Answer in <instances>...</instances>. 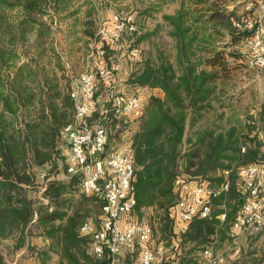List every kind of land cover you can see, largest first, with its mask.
<instances>
[{"label":"trees","instance_id":"obj_1","mask_svg":"<svg viewBox=\"0 0 264 264\" xmlns=\"http://www.w3.org/2000/svg\"><path fill=\"white\" fill-rule=\"evenodd\" d=\"M74 1L0 0V240H11L14 250H30L38 264H47L53 255L58 256L59 264L109 261L107 254L101 259L92 254L91 236L80 230L84 221L99 218L102 202L80 190L79 176L48 178L43 191L46 202L38 200L28 185L32 167H58L61 130L72 120L74 110L71 88L59 89L54 82L56 72L49 71L53 55L58 67L61 58L52 41H42L45 31L52 34L53 19L48 22L41 16L50 15L49 10L61 14ZM190 13L182 4L173 14L164 15L176 41V62L163 54L157 64L147 58L129 79L135 85L155 87L145 96L143 113L127 143L135 150V211L140 212L143 206L155 208L151 219L145 220L166 248H175V224L169 209L177 198L176 175L182 173L190 181L215 187L223 180V171L231 169L230 189L211 200L210 216L178 227L184 248L181 264H199V254L218 236L221 241L232 239L233 217L247 198L237 167L264 160V126L259 125L258 116L248 114L241 128L231 121L226 126L216 124L218 120L212 124L204 120L214 102L220 109L227 106L223 100L229 95L227 82L234 68L227 56L238 57L227 48L245 43L254 27L238 28L236 21L244 15L237 16L222 6L194 12L192 18ZM208 26L211 32L206 33ZM225 37L224 45L217 46L216 41ZM98 115L99 111L95 112L91 120L105 128L117 126L119 117L108 114L101 117L102 122L96 119ZM259 117L264 119L263 111ZM189 131L192 133L187 136ZM242 146H246L245 152ZM184 159L187 172H176L179 160ZM234 164L236 168H232ZM41 174L48 177L47 172ZM222 211L228 212L223 222L217 218ZM35 236L46 245L32 244ZM0 264H6L1 251Z\"/></svg>","mask_w":264,"mask_h":264},{"label":"built area","instance_id":"obj_2","mask_svg":"<svg viewBox=\"0 0 264 264\" xmlns=\"http://www.w3.org/2000/svg\"><path fill=\"white\" fill-rule=\"evenodd\" d=\"M254 5L250 2L247 9ZM264 9V3L260 2ZM238 28L254 27L245 40L251 62L264 68V25L253 16L236 21ZM137 28L132 12L112 13L108 20L100 22L83 70L78 74L70 95L74 101V116L61 130V136L69 142L67 172L80 177L81 190L97 196L102 202L101 216L97 223L86 220L81 232L93 240L92 251L98 258L107 254L108 264H169L173 256L163 243H157L153 225L138 219L135 178V150L130 143L119 148H108L107 129L91 120L95 112L101 116H128L139 118L143 113V101L149 94L147 86H139L133 93L117 92L111 96L109 107L99 106L98 80L111 84L120 71V63L109 54L108 48L120 47L129 58L139 57V50L123 43L126 34ZM246 146L241 147L245 152ZM242 188L247 198L235 212L232 232L264 235V160L244 164L238 168ZM231 169L223 171V180L215 187L205 182L190 181L178 173L174 179L177 198L169 209L175 226L188 224L195 218L210 216L211 200L230 189ZM227 211L217 215L221 221ZM131 253L129 261L125 254ZM209 264L220 261L212 248L203 251Z\"/></svg>","mask_w":264,"mask_h":264},{"label":"rangeland","instance_id":"obj_3","mask_svg":"<svg viewBox=\"0 0 264 264\" xmlns=\"http://www.w3.org/2000/svg\"><path fill=\"white\" fill-rule=\"evenodd\" d=\"M250 2H253L254 5L251 9H247V5ZM260 2L264 3V0H75L69 9L60 12L61 14H57L54 10H49L50 15L41 16L43 20L48 22H50L51 18L53 19L50 23L52 34L48 36V32L45 31L42 41L44 44L52 41L61 58L59 60L60 67H58L54 59L55 55H53L52 64L48 68L49 71L56 72L58 79H55L54 82H57L59 89L63 91L64 88H72L78 74L85 66L90 45L95 38L99 23L108 20L112 13H136L137 31L126 35L123 43H132L137 46L140 51L139 57L136 59L129 58L124 49L120 47L122 44L114 48H108V52H111L113 59L118 61L121 66L120 71L111 84H105L102 81L98 83L99 106L109 107L113 94L117 92L133 93L139 87V85L133 84L129 79L131 72L141 66L144 60L150 58L153 64H157V62L161 61L160 56L163 54L168 61L176 62V41L170 33L168 22L164 19L165 14H173L183 4L185 9L191 11L189 18H192L194 12H206L222 6L229 10H234L237 16L244 15V18L253 16L258 23L261 22L264 25V9L260 7ZM205 18L203 17L202 20H205ZM197 25H204V23H198ZM204 31L209 33L211 29L208 26ZM212 39L216 40L217 37L214 36ZM227 39L228 37H225L216 41L217 46L224 45ZM136 41L137 43H135ZM227 50H232L236 52V55L238 54V57L227 56L230 66H234L231 69L233 77L227 82L229 95L227 94L223 100L227 106L220 109L218 104L214 102L213 108L205 115L204 120L211 124L214 120H218L216 124L226 126L231 121L238 128H241L244 118L249 114L258 116L259 125L264 126V119L259 117L260 111L264 112V68L252 64L248 48L242 41L236 46L228 47ZM146 86L150 95L152 93L150 90H154L155 87ZM159 94L164 96L162 89H160ZM101 117V115H98L96 119L104 122L105 120ZM138 122V119L121 116L117 118L118 124L115 128L111 129L110 126H106L110 148L116 149L126 144L129 140L130 132L135 130ZM262 131L264 132V128ZM262 131L260 134H263ZM191 133L192 131H189L187 136H190ZM59 148L61 155L58 167L49 165L43 169L32 167L29 170L32 178L28 185L41 202L47 201L43 191L48 184V178H70L67 172L69 142L66 138H60ZM184 161L185 159L179 160L176 172H187L184 169ZM233 167L236 168L235 164L232 165ZM194 170L197 172L198 168H194ZM42 172H47L48 177L45 178L44 174H41ZM189 172L191 171L189 170ZM135 215L141 220L151 219L148 206H143L140 213L135 211ZM98 216H101V212ZM91 219L96 223L100 221L98 217ZM156 237L158 238L159 234ZM157 238L156 242L159 243L160 237ZM34 240V245L38 247L46 245L41 237L35 236ZM0 251L4 254L6 264H32L35 257L31 258L30 250L25 247L17 250L12 249L11 240H0ZM214 251L218 254L224 252L225 261L221 264H264V235H239L236 237L235 243H217ZM91 252L94 255L92 245ZM131 256V253H126V261H129ZM230 256L231 258L238 256V258L234 261V259H230ZM198 261L199 264L206 263L204 258H200ZM47 264H59L58 256L53 255V259Z\"/></svg>","mask_w":264,"mask_h":264},{"label":"crops","instance_id":"obj_4","mask_svg":"<svg viewBox=\"0 0 264 264\" xmlns=\"http://www.w3.org/2000/svg\"><path fill=\"white\" fill-rule=\"evenodd\" d=\"M136 128H137V126H135ZM148 210H149V212H150V214L151 213H153L154 212V210H155V208L154 207H148ZM140 213V212H139ZM221 222H223V221H221ZM175 234L173 235V242H174V246H175V248H173V249H171V248H167L168 250H169V253H170V255L171 256H173L172 257V259H170V261H169V264H181V260H182V255L184 254V248H183V244H182V236H181V234H180V232H181V229H179L177 226H175ZM231 235V234H230ZM239 235H243V234H238V235H233V237H232V239L230 240V241H221L220 240V237L218 236L217 237V240L214 242V244L213 245H211V246H207L206 248H208V247H210V248H212V250H213V253H214V255H216L218 258H220V261H218V263L217 264H221L222 262H224L225 261V258H224V256H223V254H224V252H221V254H218V253H216L215 251H214V247H216V244L217 243H224V242H232V243H235V239H236V237L237 236H239ZM157 237L155 236V239H156ZM159 238V237H158ZM157 238V239H158ZM35 243V240H34V238L32 239V244H34ZM44 243H46L45 241H44ZM159 243H162V241H160ZM206 248H204V250L206 249ZM203 250V251H204ZM203 251H202V253H200L199 255V258H197L198 260L200 259V258H204L205 260H206V263L207 264H209L208 263V259L205 257V255L203 254ZM31 258H33V256L31 257ZM237 258H238V256H235V257H232L231 258V256H230V259H234V261H236L237 260ZM197 260V261H198ZM198 263H199V261H198ZM204 263V262H203ZM32 264H38V261L36 260V259H34L33 261H32Z\"/></svg>","mask_w":264,"mask_h":264}]
</instances>
